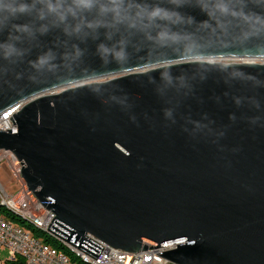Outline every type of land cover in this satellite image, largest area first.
Segmentation results:
<instances>
[{"label":"water","instance_id":"water-1","mask_svg":"<svg viewBox=\"0 0 264 264\" xmlns=\"http://www.w3.org/2000/svg\"><path fill=\"white\" fill-rule=\"evenodd\" d=\"M221 57L264 58V0H0V149L47 229L264 264V62Z\"/></svg>","mask_w":264,"mask_h":264},{"label":"built area","instance_id":"built-area-1","mask_svg":"<svg viewBox=\"0 0 264 264\" xmlns=\"http://www.w3.org/2000/svg\"><path fill=\"white\" fill-rule=\"evenodd\" d=\"M25 102L22 101L15 107L0 113V129L12 128V121L9 117ZM1 151L8 153L14 162L13 158L15 156L10 151L0 149ZM15 163L18 164L20 169V162L16 159ZM23 188V190L12 195L0 183V198L25 209L31 215L49 224L55 215L54 212L45 207L26 186H23ZM85 235L103 246L96 258L91 257L71 243L70 247L82 257L95 261L96 264H176L156 254L155 247L145 250L141 249L138 252H130L114 248L90 233H85ZM37 238H40V235L31 236L29 231L24 230L20 226V223L14 220H7L0 214V264H67L60 260L58 256L50 255L49 247L37 245ZM1 251L5 252V255H2Z\"/></svg>","mask_w":264,"mask_h":264},{"label":"bare ground","instance_id":"bare-ground-1","mask_svg":"<svg viewBox=\"0 0 264 264\" xmlns=\"http://www.w3.org/2000/svg\"><path fill=\"white\" fill-rule=\"evenodd\" d=\"M242 60H246L245 62H254L253 60L256 59L242 58ZM13 160L16 161V158H13ZM0 207L7 212V215L10 214L22 221L23 223H20L22 224L20 226H25L22 228L29 231L30 235L32 234L31 232L42 233L44 240L42 241L37 239V245L49 247L50 255L58 256L60 260H63V262L67 264H96L95 261L90 260V258L82 257L79 253H76V250L70 247V243L68 241L47 229L48 224L46 222H43L38 219V217L31 215L25 211V209L15 206V204L9 203V201L3 198H0ZM0 214L7 220H11V218L9 219L4 214ZM54 243L58 244V246H55Z\"/></svg>","mask_w":264,"mask_h":264},{"label":"rangeland","instance_id":"rangeland-1","mask_svg":"<svg viewBox=\"0 0 264 264\" xmlns=\"http://www.w3.org/2000/svg\"><path fill=\"white\" fill-rule=\"evenodd\" d=\"M214 61H220L225 63H232V62H241L246 61L242 60V58L239 57H221V58H213ZM254 62H264V58H257L256 60H253ZM110 76L107 77H100L96 78L95 80H106ZM0 183L4 187V189L9 194H16L20 190H23V186H26L23 179L21 178L19 174V166L16 164V161H12L8 153L1 151L0 152ZM16 158V157H15ZM2 210V208L0 207ZM22 225V224H20ZM23 228L25 226H22ZM31 235L39 236L40 238H37L39 240H44L43 234L40 232H31ZM55 246H58V244L54 243ZM2 255H5V252L1 251ZM76 260V259H75Z\"/></svg>","mask_w":264,"mask_h":264},{"label":"trees","instance_id":"trees-1","mask_svg":"<svg viewBox=\"0 0 264 264\" xmlns=\"http://www.w3.org/2000/svg\"><path fill=\"white\" fill-rule=\"evenodd\" d=\"M4 209H0V213H2V214H4L6 217H8L9 219L11 218V220H12V218H13V220L14 221H16L17 223H23L22 221H20L19 219H17V217H14V216H12V215H10V214H8L7 215V212L4 210ZM20 221V222H19ZM53 242V241H52Z\"/></svg>","mask_w":264,"mask_h":264},{"label":"snow or ice","instance_id":"snow-or-ice-1","mask_svg":"<svg viewBox=\"0 0 264 264\" xmlns=\"http://www.w3.org/2000/svg\"><path fill=\"white\" fill-rule=\"evenodd\" d=\"M5 115H7V113H5Z\"/></svg>","mask_w":264,"mask_h":264}]
</instances>
